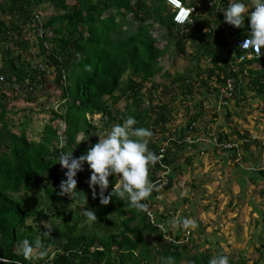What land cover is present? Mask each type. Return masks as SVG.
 Segmentation results:
<instances>
[{
	"label": "trees",
	"instance_id": "1",
	"mask_svg": "<svg viewBox=\"0 0 264 264\" xmlns=\"http://www.w3.org/2000/svg\"><path fill=\"white\" fill-rule=\"evenodd\" d=\"M147 1L151 4L156 2V5H149ZM181 1L195 7L191 22L182 28L174 26L170 13L163 14L166 9L164 0H140L138 5L131 0H0L1 14L18 12L25 16V21H0V41L4 42L11 40L13 35H21L24 25L33 21L32 12H37L40 4L47 3L53 8L54 13L43 22V29L49 36L43 34L42 37L36 29V38L40 53L48 61L47 68H53V85L62 92L63 98L59 112L52 113L50 119L58 120V125L47 124L40 140L32 142L23 130H10L5 120L8 108L3 100L6 96L0 90V257H8L13 262L18 260L20 264H165V258L173 256L175 264H208L210 258L218 255H212L209 251L190 254L189 229L184 230L185 237L176 232L173 243L164 242L160 231L149 224L147 213L138 212L123 198L112 196L108 205H102L99 187H96L94 197L93 189L89 186L92 170L86 162L77 173L78 192L73 196L80 203L88 197L85 207L96 211L98 221H88L83 213L78 215L65 211L67 194L58 195L67 171L58 163L60 152L73 151V156L79 157L98 142L96 137L100 130L87 120L89 115L100 114L101 120L109 126L122 123L132 115L138 122L136 126L150 128L153 136L147 138L148 146L156 154L163 149L164 157L150 166L149 179L154 181L162 166L167 167L169 171L164 175L169 182L168 191L177 186L174 178L179 168L176 154L185 148L187 142H193L197 136L194 135L198 134L197 121L203 111L197 113L194 108H201L203 98L198 103H190L194 102L192 93L195 94L196 83H182V94L191 98L188 100L190 107H186V124L181 128L175 126V114L172 115L167 109V102L172 97L167 101L163 99L166 97L162 92L163 84L152 82V77L161 76L157 61L165 48L154 47L147 27L132 32L119 42L110 39L116 27L123 25L122 18L126 13L133 15L138 11L141 21L152 20L164 27L167 37L177 38L174 46L180 54L185 53V45L196 46L210 38L211 41L206 44L207 63L202 69L204 79L197 85L198 96L204 91L218 94L222 89L225 91L222 95L224 101L232 99L236 108L252 99L264 101V75L261 70L252 69L253 63L264 65V56L257 58L254 55L242 62H236V57H232L233 53H237V56L246 53L232 51V36L233 42H241V37L245 35L244 27L248 29L250 22L245 19L241 27L224 22L223 13L218 12V2L227 6L229 0ZM197 4L201 8H197ZM115 18L119 20L116 22ZM221 22L230 27L232 33L225 31L220 26ZM28 27L34 30L31 25ZM167 40L171 41L169 38ZM44 42L50 47L45 46ZM79 55L81 58H78ZM10 64L13 74L5 82L19 88L26 85L35 91L39 84L36 76L44 74L38 69H17L13 59ZM85 65H91V71H86ZM62 74L70 84L61 83ZM125 76L126 84L121 86ZM143 89L152 90L147 98L140 94ZM117 90L119 95H115ZM156 93L160 94L159 98L155 97ZM125 96L130 97V104L118 122L114 121L116 104ZM106 97L111 100L110 104L104 100ZM182 102H185V98ZM145 103L146 108L140 110ZM257 104L248 109L249 113L251 110L259 115L264 113V108L261 111ZM226 106L224 102L223 108ZM209 113L215 121L218 119L213 106ZM79 132L83 135L82 146L75 145ZM254 165V174L264 177L261 164ZM108 179L105 195L113 191L116 182L114 174ZM250 180L254 181L253 177L250 176ZM153 197L147 200L152 209L157 203ZM153 213L166 218L175 215L165 209ZM29 217L33 218L31 225L26 222ZM49 219L57 221L48 227L50 231L42 226ZM86 221L90 224L79 228ZM45 231H49V235ZM147 235L153 236V247L146 240ZM37 237L49 246V256L25 260L19 250V242L24 238L34 240ZM260 258L261 252L252 264H257ZM0 264L3 262L0 261ZM233 264H247V261L240 259Z\"/></svg>",
	"mask_w": 264,
	"mask_h": 264
},
{
	"label": "rangeland",
	"instance_id": "2",
	"mask_svg": "<svg viewBox=\"0 0 264 264\" xmlns=\"http://www.w3.org/2000/svg\"><path fill=\"white\" fill-rule=\"evenodd\" d=\"M67 1L71 2V0ZM132 1L135 5L140 3V0ZM154 4L156 5V2ZM154 4L149 3V5ZM36 11L40 14V22L46 21L54 13L53 8L47 3L40 4ZM134 13L124 14L123 25L116 27L115 32L110 34V39L119 42L132 32L147 27L154 47L165 48L157 61L162 77L155 75L152 77V82L163 84L162 92L166 95L163 99L167 101L172 97L170 102H167V109L172 115L175 114L176 119L173 120L175 126L181 128L186 124V107L187 109L190 107L188 100L191 98L182 94V83L189 85L193 81L196 83L195 94L192 93L194 102L190 103H198L199 99L203 98L201 108H194L197 113L203 111L197 121L198 134L193 133L192 135H197L195 140L191 139L193 142H187L185 148L176 154L179 165L175 174L177 186L160 197L152 209L151 216H155L154 211L160 213L165 209L173 212L174 217L194 218L197 227L189 229L190 254L209 251L212 255H228L230 264L240 259L252 264L257 261L258 253L261 252L257 264H264V196L262 195L264 177L254 174L256 171L254 164H261L260 167L264 169V113L259 115L255 110H251L250 113L248 110L258 103L262 111L264 101L259 98L249 100L248 103L242 104L245 108H236L230 103L228 107L230 114L226 115L223 109L220 112V119L215 121L209 112L218 95L204 91L198 96L197 85L204 79L202 69H205L203 66L207 63L206 54L203 53L204 50H208L207 45H199L200 50L196 46L185 45V53L180 54L174 46L177 38L167 37L166 30L160 25L153 23L152 20L141 21L138 11ZM169 13V9L163 12V14ZM8 19L25 21V16L18 12L6 15L0 13V21H8ZM118 20L115 18L116 22ZM28 25L35 28L33 21ZM28 25H24L23 32L21 35L17 34L18 37L13 35L8 42L0 41V90L1 94L6 96L3 100L8 108L5 120L10 130L13 132L23 130L29 140L38 142L47 124L55 127L58 125V120L50 121V119L53 117L52 113L59 112L63 98L62 92L53 85L52 75L47 73L44 76H36V82L39 83L36 92L26 85L19 88L5 82L6 78L13 74L11 59L14 60L17 69L28 71L48 62L39 51V40L35 31ZM45 35L47 37L49 33L45 31ZM168 38L171 39L170 42ZM45 45L50 47L47 43ZM78 58L81 56L79 55ZM52 70L51 68L50 72ZM126 79V76L123 77L121 86L126 84ZM67 84H70L69 80ZM151 91L143 89L140 94L143 98H147L148 92ZM115 95H119L118 90ZM155 97L159 98L160 94L156 93ZM183 98H185L184 103ZM129 99L128 96L119 99L113 111L114 121L118 122L121 114L125 113L126 106L130 104ZM104 100L110 104L109 98L106 97ZM146 105V103L141 105L140 110L146 108ZM100 117V114L87 116L90 123L99 130L103 128L109 130L110 128L107 129V124ZM217 143L238 144L239 148L235 153L233 149L217 147ZM83 144V135L79 132L75 138V145ZM250 176L254 181H249ZM88 199L87 197L85 202L84 198L80 203L73 195L67 194L64 209L67 212L82 214ZM167 218L168 225L173 216ZM52 223L57 221L49 219L44 221L42 226L48 229ZM86 224L89 225L90 222L81 223L79 228ZM177 228L178 225L175 229ZM184 230L179 226V234L183 235ZM146 240L151 247L154 246L152 235H147ZM259 246L262 247L257 249L256 247Z\"/></svg>",
	"mask_w": 264,
	"mask_h": 264
},
{
	"label": "clouds",
	"instance_id": "3",
	"mask_svg": "<svg viewBox=\"0 0 264 264\" xmlns=\"http://www.w3.org/2000/svg\"><path fill=\"white\" fill-rule=\"evenodd\" d=\"M182 4L187 8L192 7L183 2ZM165 5L166 9L170 10L174 26L182 28L191 22V15L195 12L189 16L190 22L177 24L173 19L176 11L166 3ZM218 9L223 10L224 22L232 26L241 27L244 25L246 18L250 20L251 35L243 38L240 46H238L236 42H233L232 36V51L240 50L246 52L239 56H237V53H233L232 57H236V62L243 61L238 60L240 57H243L244 60H249L256 55L257 58H259L261 48L264 47V0H250V3H246L245 0H229L227 6L224 4V7H219ZM251 9H254V11H250ZM35 15H38V17L36 18ZM31 17H33V24L35 23V33L37 29L39 35L43 37L45 31L43 29V22H40L39 19L40 14L38 12H32ZM224 22H221L220 26L225 31H231L232 33V29L226 27ZM256 49H258V52H256ZM246 56H249V58L245 59ZM34 69H38L43 74L47 73V75H52L50 72L51 68H47V64H39V67H35ZM91 69V65H85L86 71H91ZM262 75H264V71ZM67 81L65 75L62 74L61 83L63 85L67 84ZM262 81L264 82V78ZM217 95L218 98H216V100L219 103L218 105L221 106L224 104V98H220L219 93ZM87 120L89 121L88 118ZM137 123L136 118L129 115L122 123H114L112 126L107 124V129H110L100 130L97 134L98 137H96L98 138V142L89 147L87 151L79 157H74L73 151H61L58 156V163L67 171L65 172L66 179L62 180L60 183L58 195L63 196L69 194L72 196L78 192L76 176L77 173L82 170L86 162L92 170L88 181L89 186L93 189L94 197L96 196V187H99V198L102 205H108L112 196H115L117 198H123L130 207L136 209L138 212L149 211V213H151L152 208L150 202L148 203L147 200L154 195L152 199L158 201L160 197L168 191L166 189L169 187V182L164 174L168 172L169 169L162 166L161 171L157 172L156 179H154V181H152L151 178L149 179L150 166L159 162L161 157L148 146L147 138L153 136L152 130L148 127H138L136 126ZM112 174H114L116 182L113 191L105 195L109 186L108 178ZM161 176L164 181H161ZM174 178H176V176ZM155 187L157 190L154 191ZM82 211L88 221H98L95 210L83 208ZM163 215H165V212ZM154 218L156 223H164L163 231L156 228L160 231L163 241L167 243H173V236L178 232V228L175 229L177 225L185 230L197 227V221L192 217H173L168 225L166 224L168 218L165 216H154ZM28 221L30 222L29 219ZM149 224L152 225L150 222ZM48 230L50 231L51 229ZM49 231H45V234L49 235ZM19 250L25 260L46 258L49 256V246H46L40 237L34 240L24 238L19 242ZM0 261H2L3 264H20V261L17 260L13 262L8 257H0ZM165 264H175V258L173 256L166 257ZM208 264H230L229 256L225 254L215 255L209 259Z\"/></svg>",
	"mask_w": 264,
	"mask_h": 264
},
{
	"label": "built area",
	"instance_id": "4",
	"mask_svg": "<svg viewBox=\"0 0 264 264\" xmlns=\"http://www.w3.org/2000/svg\"><path fill=\"white\" fill-rule=\"evenodd\" d=\"M165 3L169 6H171V8L173 10H175V14H174V22L177 23V24H181V23H186V22H190V18L189 16L195 12V8L193 7H186V6H183L182 2L180 0H165ZM208 5L210 6L211 4L208 3ZM197 8H201V5L200 4H197L196 6ZM219 7H224V3L222 2H218V8ZM218 12H220V14L223 13V10L222 9H218ZM35 17L37 18L38 15H35ZM238 46H240L242 43L241 42H236ZM256 52H258V49H256ZM249 58V56H246L245 59ZM238 60H244L243 57H240ZM224 90H220L219 91V96L220 98L222 97V95L224 94ZM217 147H221V148H224V149H233L235 151H238V144H231V143H227V144H220V143H217L216 144ZM163 153H164V150L161 149L159 150V153L157 155H159L162 159L163 157ZM158 163V162H157ZM161 178V181H164L162 176L160 177ZM157 190V188L155 187L154 191ZM147 213V216H148V220L149 222L157 227L159 230L163 231V228H164V223H156L155 222V218L151 216V213H149V211L146 212Z\"/></svg>",
	"mask_w": 264,
	"mask_h": 264
},
{
	"label": "crops",
	"instance_id": "5",
	"mask_svg": "<svg viewBox=\"0 0 264 264\" xmlns=\"http://www.w3.org/2000/svg\"><path fill=\"white\" fill-rule=\"evenodd\" d=\"M185 2H187L188 0H184ZM245 2L246 3H250V0H245ZM250 11H254V9H251ZM246 19H248V18H246ZM249 20V19H248ZM249 22H250V20H249ZM244 33H245V35L244 36H242L241 38H245V37H248V36H250L251 35V28H250V26H249V28L247 29L246 27H244ZM208 41H211V40H209V39H207ZM207 41V42H208ZM201 44H204V45H206L205 43H202V42H200L199 44L197 43V45H196V47L198 48V46L199 45H201ZM188 45V44H187ZM186 45V46H187ZM199 50H200V47L198 48ZM203 53H205V54H207L208 52L207 51H203ZM262 56H264V47H262L261 48V54H260V56L259 57H262ZM206 58V57H205ZM206 66V65H205ZM205 66H203V67H205ZM252 69H254V70H262L261 72L263 73V70H264V65L263 64H259V63H253L252 64ZM224 102H226V104H227V106L225 107V108H223V105H221V106H219L218 104V102H217V100L215 101V103H214V101L212 102V103H214L213 104V107L216 109V111H217V113H218V119H220V112L223 110V109H225V114L227 115V111L228 110H230L228 107H229V105H230V103H231V105H233V101L230 99V100H227V101H224ZM233 107H234V105H233Z\"/></svg>",
	"mask_w": 264,
	"mask_h": 264
},
{
	"label": "water",
	"instance_id": "6",
	"mask_svg": "<svg viewBox=\"0 0 264 264\" xmlns=\"http://www.w3.org/2000/svg\"><path fill=\"white\" fill-rule=\"evenodd\" d=\"M28 219L30 220V222L28 221ZM28 219H27V221H26V222H27L29 225H31V224H32V222H33V218H32V217H29Z\"/></svg>",
	"mask_w": 264,
	"mask_h": 264
}]
</instances>
